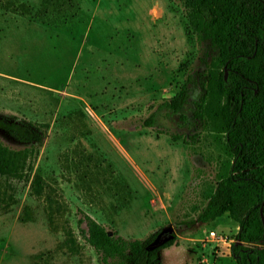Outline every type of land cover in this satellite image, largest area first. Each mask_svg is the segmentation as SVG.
Segmentation results:
<instances>
[{
  "label": "rangeland",
  "instance_id": "1",
  "mask_svg": "<svg viewBox=\"0 0 264 264\" xmlns=\"http://www.w3.org/2000/svg\"><path fill=\"white\" fill-rule=\"evenodd\" d=\"M215 55L187 31L182 0H0V115L47 124L31 177L57 208L50 226L44 201L11 182L0 264H102L78 233L84 215L125 240L173 238L158 264H236V224L194 222L224 158L215 136L190 104L141 125Z\"/></svg>",
  "mask_w": 264,
  "mask_h": 264
},
{
  "label": "trees",
  "instance_id": "2",
  "mask_svg": "<svg viewBox=\"0 0 264 264\" xmlns=\"http://www.w3.org/2000/svg\"><path fill=\"white\" fill-rule=\"evenodd\" d=\"M182 8L187 31L197 42H207L216 55L203 71L186 75L178 91L141 125L154 127L157 114L183 119L190 104L191 119L215 136L224 155L194 222L205 224L226 214L237 226L229 245L234 262L264 264V226L259 214L264 206V0H182ZM47 127L0 115V131L21 145L13 149L0 142V203L13 202L11 182L28 183L29 196L44 201L43 212L51 226L57 208L42 179L31 177ZM78 227L81 239L102 264H158L159 252L174 244L171 238L150 247L156 233L143 240L109 235L85 215ZM62 233V244L74 251L69 228Z\"/></svg>",
  "mask_w": 264,
  "mask_h": 264
},
{
  "label": "water",
  "instance_id": "3",
  "mask_svg": "<svg viewBox=\"0 0 264 264\" xmlns=\"http://www.w3.org/2000/svg\"><path fill=\"white\" fill-rule=\"evenodd\" d=\"M225 74H226V71H225V69L223 70V77H225ZM262 208H263V204H261V207H260V209H259V214H260V219H261V223H262V225L264 226V219H263V216H262ZM169 240V239H168ZM167 241V240H166ZM166 241H163V242H160V243H156V244H151V246L150 247H156V246H159V245H161V244H163L164 242H166Z\"/></svg>",
  "mask_w": 264,
  "mask_h": 264
},
{
  "label": "built area",
  "instance_id": "4",
  "mask_svg": "<svg viewBox=\"0 0 264 264\" xmlns=\"http://www.w3.org/2000/svg\"><path fill=\"white\" fill-rule=\"evenodd\" d=\"M208 236H210L211 238H214L215 237V235H214V233L212 231H209L208 232Z\"/></svg>",
  "mask_w": 264,
  "mask_h": 264
}]
</instances>
